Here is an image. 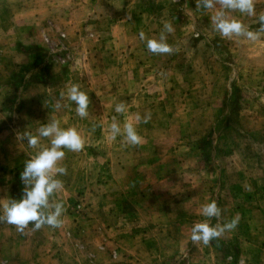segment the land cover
I'll use <instances>...</instances> for the list:
<instances>
[{
	"label": "crops",
	"instance_id": "crops-1",
	"mask_svg": "<svg viewBox=\"0 0 264 264\" xmlns=\"http://www.w3.org/2000/svg\"><path fill=\"white\" fill-rule=\"evenodd\" d=\"M178 1L182 4L177 0H0V124L5 121L8 109L14 108L20 126H37L51 119L59 120L62 126H110L115 117L122 127L125 120L138 113L140 106L149 104L148 100L145 101L148 94H151L148 99L152 101L154 94L161 91L157 78L163 71L164 77H205L211 73L210 62L223 65L230 58L234 62L248 61L264 54V32L256 41L243 37L222 38L213 31L211 23L205 21L213 10L197 8L196 0ZM254 3L255 15H231L256 31L259 28L257 17L264 14V0H254ZM165 21L174 29L167 36L174 52L154 55L147 50L139 34L143 32L145 38L157 37ZM60 31L66 33V39H62L64 48L60 52V56L67 60L63 66L54 62L51 46L42 41V36L48 35L56 43ZM195 32L200 34L195 36ZM236 71L238 67L232 69L233 73ZM71 83L88 92L90 114L87 118L78 117L74 105L60 95ZM185 84L174 85L171 93L184 91L188 87ZM199 89L192 87L189 93ZM120 102L128 106L124 114L113 110ZM156 104L157 101L150 104L152 109ZM175 107L179 108L176 103ZM207 118L205 114L204 119ZM146 124L151 125V121ZM137 132L140 135L138 126ZM109 135L105 171L95 172L91 166L94 181L89 178L88 186H85L84 166L77 160L81 154L70 162L65 150L60 164L67 171L58 177L63 188L50 199L62 201L66 208L68 198H72L76 190L86 187L85 198L95 210L103 197L101 192L105 190V218L113 222L107 233L119 241L122 252L132 253L135 249L129 251L127 248L129 234L125 236L119 225L127 219L133 234L140 227L138 212L125 214L126 209L140 204L139 198L124 197L122 193L127 188L125 184L139 180L137 169L141 166L139 149L142 145H128L120 136L111 140ZM41 143L46 144V138H42ZM31 152L17 141L15 133H0V200L7 202L23 195L24 185L19 174L23 161ZM250 169L241 170L237 182L248 186L242 189L264 192V168ZM99 177H104L103 184L97 182ZM117 197L116 202L114 198ZM109 204L116 206L119 212L115 214L108 208ZM61 219L59 228L44 225L33 229L30 223L23 232H17L14 225L0 221V264H100L105 252L97 246L102 232L95 229L99 220L97 223L95 219L83 222L82 228H78L76 242L62 231L64 227L75 229L71 222L64 226L63 222L70 220L66 211ZM108 235L102 237L107 240ZM107 242L112 249L113 238ZM55 250L60 251L58 257L54 255Z\"/></svg>",
	"mask_w": 264,
	"mask_h": 264
},
{
	"label": "rangeland",
	"instance_id": "rangeland-1",
	"mask_svg": "<svg viewBox=\"0 0 264 264\" xmlns=\"http://www.w3.org/2000/svg\"><path fill=\"white\" fill-rule=\"evenodd\" d=\"M205 21L211 23L209 17ZM58 36L56 43L48 35H43L42 41L51 46L54 62L63 66L67 60L60 52L66 33L60 31ZM231 59L223 65L210 62L211 73L205 77H164L163 71L157 78L161 91L154 94L152 101L148 94L145 101L149 104L139 107L142 117L145 113L151 114V125H138L142 137L141 166L137 169L139 180L125 184L127 188L122 195L139 198L140 204L126 209L125 214L138 212L140 227L133 234L127 219L119 225L125 236L129 234L128 250L135 249V252H122L119 241L107 233L113 222L105 218L104 189L95 210L85 198L86 187L68 198L65 211L70 220L63 223L65 226L71 222L75 229L64 227L62 231L77 242L79 236L76 234L82 223L99 220L95 229L102 232L97 246L105 252L100 264H110L109 259L113 260L111 264H264V192L242 189L248 186L237 182L241 170L264 168V54L248 61ZM56 64L54 66L58 67ZM236 67L238 71L233 73ZM182 80L188 87L182 92L171 93L174 85L180 86ZM192 87L201 89L189 93ZM155 101L157 104L152 109L150 104ZM16 115L14 108L8 109L5 121L0 124V133L17 134L24 129L35 132L39 125L20 126ZM69 126L80 132L84 147L79 152L66 150V159L69 157L71 162L81 154L77 160L84 166L85 186H88L89 178L94 181L90 167L94 166L95 172L106 167L109 126L63 127ZM132 177L135 178L133 174ZM99 178L97 182L103 184L104 177ZM118 185L121 187L120 180ZM114 199L117 202L119 197ZM210 200L221 210L219 217L210 219L213 226L223 225L236 216L239 221L235 228L225 230L207 245L192 242L189 239L191 226L206 219L199 211L201 205ZM108 208L115 214L119 212L113 204ZM137 234L139 236H132ZM102 235L109 238L106 240ZM112 238L110 249L107 241ZM54 255L58 257L60 251L55 250Z\"/></svg>",
	"mask_w": 264,
	"mask_h": 264
},
{
	"label": "clouds",
	"instance_id": "clouds-1",
	"mask_svg": "<svg viewBox=\"0 0 264 264\" xmlns=\"http://www.w3.org/2000/svg\"><path fill=\"white\" fill-rule=\"evenodd\" d=\"M196 7L213 10L209 17L211 26L222 38L243 37L248 41H256L260 33L264 32V14L257 17L259 28L256 31L250 30L240 19L231 15L232 13H239L242 16L255 15L254 0H196ZM173 30L171 23L165 21L157 37L145 38L144 33L141 32L139 38L144 41L150 53L171 54L174 48L167 42V36ZM199 34L195 32V36ZM60 95L66 97L71 106L74 105L78 117L83 119L89 116L88 92L82 90L78 84L67 85ZM113 110L115 113L124 114L128 111V106L123 102L116 103ZM150 115L145 113L142 117L137 113L133 118L125 120L122 127L113 117L109 126V139L115 140L120 136L128 145H139L142 138L137 132V126L146 123ZM42 138H46V144L41 143ZM16 139L32 152L23 161V168L19 174L24 185L23 195L19 199L10 198L7 202L0 200V221L14 225L17 232H23L30 223L33 229H40L44 225L59 228L62 224V213L65 211L64 204L62 201L50 198L63 188V182L58 177L66 174L67 170L60 161L65 156V150L81 151L84 147V139L75 127H63L57 119L40 124L35 132L25 129L19 131ZM220 214L221 210L214 200L202 204L199 215L206 219L193 223L189 239L207 245L225 230L236 227L238 216L223 225L213 226L210 219L219 217Z\"/></svg>",
	"mask_w": 264,
	"mask_h": 264
}]
</instances>
